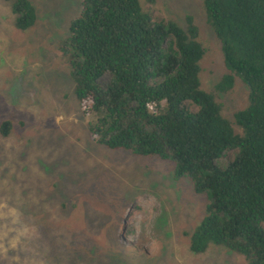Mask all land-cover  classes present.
<instances>
[{
  "label": "rangeland",
  "instance_id": "374dc122",
  "mask_svg": "<svg viewBox=\"0 0 264 264\" xmlns=\"http://www.w3.org/2000/svg\"><path fill=\"white\" fill-rule=\"evenodd\" d=\"M29 1L37 21L20 31L10 2L0 0V129L11 122L8 137L0 132V264H248L224 247L190 251L208 200L174 177L173 164L91 137L64 53L84 0ZM140 4L184 30L193 17L205 51L201 88L213 92L230 72L204 0ZM249 96L237 78L217 101L234 120Z\"/></svg>",
  "mask_w": 264,
  "mask_h": 264
},
{
  "label": "trees",
  "instance_id": "16d2710c",
  "mask_svg": "<svg viewBox=\"0 0 264 264\" xmlns=\"http://www.w3.org/2000/svg\"><path fill=\"white\" fill-rule=\"evenodd\" d=\"M6 1L18 30L34 27L29 0ZM204 4L230 72L213 92L201 88L205 51L193 17L184 30L144 11L140 0H84L64 53L93 140L171 163L177 180H190L206 196L190 251L215 245L264 264V0ZM237 78L249 86V106L229 120L217 94L232 90ZM10 128L4 122L1 134L8 137Z\"/></svg>",
  "mask_w": 264,
  "mask_h": 264
}]
</instances>
